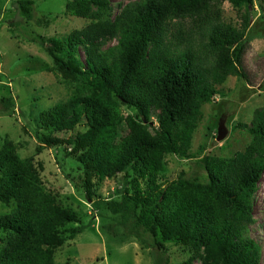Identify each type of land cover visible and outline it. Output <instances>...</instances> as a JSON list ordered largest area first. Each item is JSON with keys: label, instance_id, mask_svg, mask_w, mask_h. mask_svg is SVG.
<instances>
[{"label": "trees", "instance_id": "16d2710c", "mask_svg": "<svg viewBox=\"0 0 264 264\" xmlns=\"http://www.w3.org/2000/svg\"><path fill=\"white\" fill-rule=\"evenodd\" d=\"M225 2L237 23L224 20ZM16 7L32 21L33 3L19 0ZM64 13L85 25L64 37L39 38L51 71L98 93L76 89L40 112L34 131L44 147H68L65 157L76 173L66 178L74 191L118 218L122 237L141 241L142 234L151 239L147 247L183 249L189 256L181 264H261L249 226L264 173V106L239 124L248 136L241 152L201 157L204 181L183 171L172 181L163 175L169 154L191 158L176 140L183 118L200 114L229 78H244L253 0H127L115 14L111 0H68ZM3 101L8 111L12 101ZM122 109L131 113L119 131ZM37 166L1 139L0 203L10 211L0 214V264H56V250L82 233L80 216L43 187ZM121 174L117 199L101 200L99 186Z\"/></svg>", "mask_w": 264, "mask_h": 264}, {"label": "rangeland", "instance_id": "374dc122", "mask_svg": "<svg viewBox=\"0 0 264 264\" xmlns=\"http://www.w3.org/2000/svg\"><path fill=\"white\" fill-rule=\"evenodd\" d=\"M17 1L0 0V146L1 139L6 136L15 143L21 159L33 156L36 165L41 166V169L36 167L39 182L80 216L82 233L56 250L54 262L181 264L189 255L177 246L165 245V249L158 250L153 244L147 247L151 243L148 236L140 234L141 241L136 237H122L123 229L118 218L102 208L95 210L92 203L78 195L67 180V175L73 176L76 173L75 164L65 157L68 147L63 143L58 147H44L36 139L34 130L40 112L64 101L76 89L92 95L98 92H91L89 87L71 83L53 73L51 60L41 46V37L45 40L64 37L85 25L82 19L65 15L68 0H28L34 7L31 22L21 18L16 7ZM126 2L111 0L114 14ZM253 9L256 11V19L252 22L253 30L248 34V46L240 67L244 78H229L225 84L217 86L214 103L206 104L200 114L185 117L178 124L175 129L177 144L191 158L186 160L169 154L163 173L166 181L176 179L181 171L188 179L204 181L206 177L198 162L202 156L232 157L241 152L248 142L247 134L238 126L248 124L253 111L264 106V0H253ZM222 11L226 22H238L237 13L229 3H223ZM112 44L114 41L108 43ZM80 53L83 58L82 51ZM6 98L12 101L8 111L5 110L7 103L2 102ZM130 113V110H121L119 131L124 128V118ZM152 113H157L156 106ZM220 123L226 135L223 140L217 141ZM74 135L75 131L60 134L59 137L67 140ZM124 183L122 174L116 179L106 180L96 191L97 196L101 200L117 199ZM9 211L0 203V214ZM253 218L249 233L262 248L261 264H264V173L257 186ZM107 227L110 229L107 230ZM193 264L200 263L195 261Z\"/></svg>", "mask_w": 264, "mask_h": 264}, {"label": "water", "instance_id": "95a60500", "mask_svg": "<svg viewBox=\"0 0 264 264\" xmlns=\"http://www.w3.org/2000/svg\"><path fill=\"white\" fill-rule=\"evenodd\" d=\"M218 133H217V137H216V140L217 141H221L225 138V135H226V131L224 129V126L222 123L219 124V127H218Z\"/></svg>", "mask_w": 264, "mask_h": 264}]
</instances>
